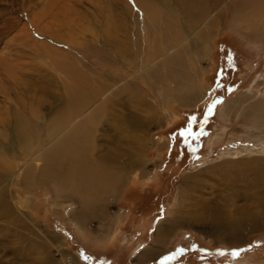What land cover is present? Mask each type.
Returning a JSON list of instances; mask_svg holds the SVG:
<instances>
[{
	"label": "rangeland",
	"instance_id": "1",
	"mask_svg": "<svg viewBox=\"0 0 264 264\" xmlns=\"http://www.w3.org/2000/svg\"><path fill=\"white\" fill-rule=\"evenodd\" d=\"M255 3L245 20L240 0H220L207 18L193 14L196 51L182 57L198 97L180 102L166 92L163 103L158 88L176 85L162 70L163 82L142 81L135 66L149 74L191 34L182 19L166 16L173 0H0V264H264V227L226 243L185 221L232 195L244 197L232 206L245 225L252 218L245 214L264 218V118L250 121L264 104V0ZM195 4L202 11L214 3ZM254 30L260 37L249 36ZM81 78L89 101H76L81 112L58 121ZM230 101L238 104L226 115ZM102 105L96 134L91 126L100 154L88 159L123 173L121 182L79 193L53 171L40 178L50 148ZM29 127L30 140L22 130Z\"/></svg>",
	"mask_w": 264,
	"mask_h": 264
},
{
	"label": "bare ground",
	"instance_id": "2",
	"mask_svg": "<svg viewBox=\"0 0 264 264\" xmlns=\"http://www.w3.org/2000/svg\"><path fill=\"white\" fill-rule=\"evenodd\" d=\"M195 1H197V0H173V4L164 5V11H165L166 16H171V17L175 16L176 19H182L184 22L182 21V23L179 26H182L183 32L191 33V34H189V36L187 38H185L183 40L182 46L180 48L181 51L178 50L175 53L163 56L160 59V62L155 67H153V70L149 74H144V72H143L144 71L143 69H145L144 68L145 67L144 64L141 63L139 65V67L135 66L136 70L139 71L140 74H141L142 81H143V79H146V77H147V79L150 77V78H152L155 81H157V79L159 81H161L162 77L160 75H161V70H162L165 73L166 79L169 82H171V83L176 85V88L174 89L173 92L172 91L171 92L170 91L169 92L166 91L169 88L165 87V86H162V85H161V87L163 89H165V91H163L162 89L158 88V91L161 92L162 93V97H164V98L161 97L162 98L161 101L163 103H167V100H166L167 99V93H169L171 96H173V94L176 95L177 96V100L180 101V102H185L187 100H192L193 101V100L196 99V97H198L196 95L195 88H194L193 84L190 82V80L187 77V72L185 70L186 68H185V66L183 64L184 60H183V57H182V55H183L182 53L183 52L185 53L186 51H189V49L191 50L190 51L191 53L196 51V48L194 46V42H195L196 36H195L194 32L192 31V30H194L193 29L194 27L192 25V23H193L192 19L195 16L193 14L194 13H198L197 10L200 9V12H199L200 15L199 16L202 17L204 14H206V12H208V10L209 11H213L215 9V7H216V4L217 3L219 4L220 0H215V1L211 0V2H213L214 4H211L212 6H210V7L203 6L202 11H201L200 7L199 8L197 7V5L195 4ZM176 2H177V4H176ZM166 4H168V3H166ZM142 5L144 7V3L143 2H142ZM257 6H256V3H255V0H240V4H239V7H238V13L237 14L241 18H243L245 20V19L248 18V14L249 13L252 14L251 16H253L255 14L254 7L256 8ZM222 7H224V6L222 5ZM220 10H222V8H220ZM207 14H209V13H207ZM188 16H190V17H188ZM204 16L206 18L208 17L207 15H204ZM208 19H207V21H209ZM249 21H246V22L248 24H250L251 22H249ZM205 23H206V21H205ZM186 24L188 25V28H187ZM251 28H252V26H251ZM256 29H258V28H256ZM207 32H208L207 30L202 32L200 37H202L204 34H207ZM179 33H182V32H179ZM254 34H255V36L257 38L260 37L259 35H257L256 30H254V33L252 32L251 35H249V36L251 37ZM260 35L263 36L262 33H260ZM107 38H109V37H107ZM173 38H174V40H177L176 39L177 38V33H174ZM259 39H261V38H259ZM109 44H111V43H109ZM109 44H107V45H109ZM133 48L135 49V52H136L134 56H137L138 46L134 45ZM102 52H103V54L105 56L108 57V59L110 57H112V55H111V53H110V51L108 49H106V50L104 49V51L102 50ZM158 52H159V50H158ZM156 53H147V56H149V58L151 56L153 58V60L155 61L156 58H158V57H156L157 56ZM160 66H162V68ZM75 77H76V75H75ZM189 78H191V77H189ZM161 82H163V81H161ZM89 85L90 84L87 83L86 79H82L81 78V80L77 82V84L75 86V90H77L78 95H77V97L75 99L72 98L69 101L70 102V106L68 107L69 108L68 112H64L63 114L62 113H58V115H57V120L58 121L63 120V118L65 116H68V117L73 116L75 114V111L79 110V109L76 110L77 102L79 104H84V106H85V104L90 99V94H91L90 92L92 90L91 86H89ZM156 95H159V94H156ZM205 97H206V95L203 98H205ZM203 100H202V102H203ZM236 104H238L237 101L236 102L230 101L229 103H226V106H225L224 111H223L224 114L226 113V115H228V113H230L232 107L235 106ZM121 105L122 104H120V108L123 109V111L125 112L124 106L122 107ZM135 105H137V108L140 109L141 106L142 107L144 106V103H135ZM143 108L145 109V107H143ZM83 109H85V108H83ZM145 110H147V109H145ZM80 112H81V109L78 111V113H80ZM124 112H123V114H124ZM128 112L130 113L131 111L128 110ZM139 112H141V111L139 110ZM143 112H145V111H143ZM105 113H106V110L104 109V106L102 105L101 108L98 109L97 111H95L94 113H92V115L90 117L88 116L84 121L79 122V123H81L79 126H77L75 129H73L66 136L62 137L61 140L59 139L60 141L55 143V145L53 144L54 146L51 147L50 148L51 150L48 151L47 154L45 155V159H46L47 164H45L44 167H42V170H41L42 174H41L40 178H42L44 180H50V178H51L50 177V172L53 171L59 177V181L62 182L63 186L64 185L66 186L65 190H75V191H77L79 193L84 191L85 189L94 188L95 186H100V187L103 186L105 188L108 187L110 189V186L113 187L115 184L117 185L118 182H121L122 177L120 175L123 174L122 172H121L122 174H120L118 171H117L118 173H113V174H110V173H107V172H103V171H101L100 167H98L97 165L95 166L93 164L92 160H91V162L89 161V159H91L93 154H94V156H96L95 155L96 153H94V152L97 151L96 147H94L95 148L94 149L93 145H92V143L94 144V141L92 142V140L95 139L94 138V136H95L94 132H92V127H93L92 125L94 123L96 125V126L94 125L95 128H97L98 124H100V120L104 117ZM258 113H260V117H262V119H263L264 115L262 116V114L264 113V104L261 105V103H258V104H256V108L252 109L250 111V114H251V117H252V119H250V121L252 120V122H253L254 118L258 117V115H257ZM132 114H133V112H132ZM111 115L112 114L109 113L108 117L111 116ZM126 115L119 116L120 120H121L120 124H122V125L124 124L123 127H126V117H127ZM136 115H138V113ZM256 119H258V118H256ZM137 121H138V118L134 117L133 120H130V123L131 124H137ZM50 124H51V122H50ZM54 124L58 125V123H54ZM22 125H24V124H22ZM57 128L58 127H56V130H57ZM95 128L93 127V130ZM22 130L24 131V134H23L24 139L30 140L29 136H30V134H32L31 128L30 127L29 128H22ZM95 134H96V131H95ZM31 140H32V138H31ZM96 144H95V146H96ZM92 148L94 149L93 151H92ZM97 154L98 155L100 154L99 151H97ZM261 155H264V154H261ZM106 156H108V155H106ZM109 157L110 158L108 160L115 159L114 163H115V161H118V163H119V160L117 159L119 157H117L115 155H112L111 153H110ZM102 159H104V158H102ZM103 161L104 160H102V162ZM108 164H110V162ZM108 164H107V166H108ZM123 164L126 167H127V165H129L127 162H123L122 165ZM126 167H124L125 171L127 170ZM106 171H108V170H106ZM108 188L106 190H108ZM97 189H101L102 190V188H99V187ZM97 189H96V191H97ZM230 194L231 193L229 192V195ZM249 196L250 197L247 196L246 201L250 200V199H253L254 201H256V204L258 203L255 197H252L251 195H249ZM240 199L244 201V197L240 196V195H232V196H228V198L223 196V198L221 199V202H223L222 203L223 204L222 207L221 206L220 207L213 206L212 208L210 206L209 207H201L200 211H198L199 213L196 212L194 215H193V213L191 211H189V215L190 216L187 217L185 219V221H190L189 225H192V226L194 224H199L200 223V225H202L204 228L210 227L211 230H212L210 233L212 235L216 234L218 239H220V237H223L222 242L234 243V241L230 240V239L233 238L231 236H241L242 233L245 230H254L256 228L264 227V218H262V216L261 217H257V216H255V214H252V213H250V214H245L244 213L245 215L252 217L251 221L249 223H246V225H245L244 217H243V215L241 213L243 211H239V213H238L236 210H234L235 206H232L233 204L238 202L237 200L240 201ZM257 205H259V204H257ZM248 212H250V211H248ZM186 213H188V212L185 211L184 215ZM205 214H208V215H205ZM210 214L213 215V217H209ZM184 215L183 216L179 215V216H181L182 219L184 220L185 216H187L188 214H186L185 216ZM181 225H182V223H181ZM160 240H161V238H160ZM139 247H141V246H138L137 250H139Z\"/></svg>",
	"mask_w": 264,
	"mask_h": 264
},
{
	"label": "snow or ice",
	"instance_id": "3",
	"mask_svg": "<svg viewBox=\"0 0 264 264\" xmlns=\"http://www.w3.org/2000/svg\"><path fill=\"white\" fill-rule=\"evenodd\" d=\"M233 255H234V256H235V255H238V253L234 252Z\"/></svg>",
	"mask_w": 264,
	"mask_h": 264
},
{
	"label": "crops",
	"instance_id": "4",
	"mask_svg": "<svg viewBox=\"0 0 264 264\" xmlns=\"http://www.w3.org/2000/svg\"><path fill=\"white\" fill-rule=\"evenodd\" d=\"M158 235V234H157ZM158 238V241H159V237H157Z\"/></svg>",
	"mask_w": 264,
	"mask_h": 264
}]
</instances>
